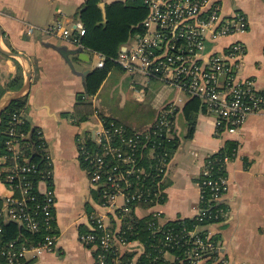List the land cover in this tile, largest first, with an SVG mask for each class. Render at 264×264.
<instances>
[{"label": "crops", "instance_id": "obj_1", "mask_svg": "<svg viewBox=\"0 0 264 264\" xmlns=\"http://www.w3.org/2000/svg\"><path fill=\"white\" fill-rule=\"evenodd\" d=\"M85 1L0 0V103L24 85L28 71L31 86L24 94L27 102L22 114L31 126H38L43 131L53 163L57 242L54 249L40 255L28 253L25 264H98L96 247L83 243L80 234L91 228L89 216L92 212L104 213L106 209L101 207L98 189L91 183L88 169L82 163L81 147L88 142L94 143L96 128L103 115L123 121L131 130L144 131L155 121L161 108L173 101L180 102L173 118L178 145L162 181L164 197L158 204H136L130 213L143 218L160 211L163 223L196 216L201 209L200 180L208 157L233 145L224 168L229 188L221 199L227 215L208 229L217 236L215 239L223 246L229 264H264V106L261 112L251 114L238 132L226 137L216 132V117L201 103L192 113L194 129L190 134L191 121L185 113L190 96L182 97L177 89L165 95L162 86L153 87V82L145 84L118 66L109 71L95 93L87 94L88 75L102 67L99 61L103 55L70 38L45 31L59 21L75 33ZM114 1L117 0H101L99 6L106 12V4ZM217 1L226 15L240 11L248 27L237 36L223 38L216 47L221 49L236 39L242 40L246 53L240 74L252 78L257 90L264 94V0ZM32 25L37 27L30 33ZM132 35L131 32L121 44L119 52ZM125 81L133 95L132 100L142 101L141 107L148 112L137 113L142 118L136 116L131 122L114 116L111 104L103 97V94H109L114 98L118 90L121 93L118 104L126 106L130 96L123 90ZM79 95L92 103L95 112L85 116L76 111ZM151 99L152 102L147 103ZM26 155L30 158L27 152ZM5 164L0 155L1 194L7 192L3 178ZM41 187H44L43 182ZM110 213L105 214V217L109 216L107 223L119 227L122 218Z\"/></svg>", "mask_w": 264, "mask_h": 264}, {"label": "built area", "instance_id": "obj_2", "mask_svg": "<svg viewBox=\"0 0 264 264\" xmlns=\"http://www.w3.org/2000/svg\"><path fill=\"white\" fill-rule=\"evenodd\" d=\"M142 1L149 13L141 23L143 31L135 32L114 59L120 68L128 74L146 76L148 82L160 81L190 97H199L203 107L216 117V132L226 137L238 132L251 114L263 110L264 94L252 78L240 74L245 43L236 39L221 49L216 47L223 38L247 30L248 22L240 11L226 15L217 0ZM35 28L30 26L29 32ZM45 31L82 45L85 27L79 21L73 33L58 21ZM99 65H104L103 56ZM176 109L175 101L162 107L144 131L131 130L122 122L109 125L101 117L94 143L81 147L80 156L89 166L91 183L106 209L104 213L92 212L91 228L80 234L83 243L96 247L98 264H138L145 244L129 238L135 235L134 225L116 228L105 222V214L117 209L128 214L136 204L153 205L163 199L162 181L171 160L168 144L174 137ZM22 113L13 114L5 141L3 177L7 192L0 193V264H25L28 253L40 255L54 249L57 242L52 156L40 128L38 135L49 167H40L26 155L21 139L29 133L22 129ZM212 156L200 180L201 209L196 215L200 223L191 229H164L160 211H155L149 222L154 233L164 234L160 252L163 249L166 259L167 252L178 249L183 253L179 258L182 264L230 263L223 246L208 229L227 215L226 207L219 204L229 188L225 172L216 174L217 159ZM229 158L223 154L218 160L225 166ZM121 197L124 202L119 204ZM6 221L17 222L28 235L6 241L2 227Z\"/></svg>", "mask_w": 264, "mask_h": 264}, {"label": "trees", "instance_id": "obj_3", "mask_svg": "<svg viewBox=\"0 0 264 264\" xmlns=\"http://www.w3.org/2000/svg\"><path fill=\"white\" fill-rule=\"evenodd\" d=\"M101 0H86L80 10L79 20L84 24L85 34L81 36V43L83 47L101 53L104 57V65L102 67L95 68L87 78L86 82V93H95L101 85L104 78L107 76L110 70L119 65L114 60L118 53L119 48L123 42L129 37L132 32H141L143 28L138 25L149 13L148 6L142 0H117L106 4V17L104 18L103 11L99 6ZM138 25V26H137ZM76 32V30H74ZM27 102V96H21L14 99L9 106L2 112L0 117V155L7 153L5 141L8 139V129L11 125L12 116L14 113H21L24 111ZM200 99L197 96H192L185 105V113L191 122L190 134L194 129V117L192 113L196 112L200 107ZM81 108V109H80ZM85 116L95 112L92 103L85 101L82 95H79L77 110ZM97 111V110H96ZM107 124L111 122L119 123L120 121L113 120L109 117L102 116ZM121 123V122H120ZM31 123L25 119V123L22 125V129L29 133L28 137L22 138L21 142L25 145V151L30 155V160L38 162L40 167L48 168V160L45 159L43 153V140L39 138L38 126H31ZM173 138L168 144L169 158L172 157L174 148L178 145V137L173 130ZM93 143L88 142L87 145ZM232 147L226 146L220 149L212 157L217 159L215 165V171L217 173H224V164L221 160H218L223 154H232ZM234 150V149H233ZM82 160V158H81ZM84 166L88 169V164L82 160ZM148 165V161L145 162V166ZM156 184V183H151ZM146 205V204H145ZM148 206V204H147ZM219 206H223L220 203ZM110 214L118 215L121 217L123 227L134 225L135 235H129L130 239H140L145 244L144 252L139 255L138 264H182L179 259L180 255L183 254L181 250L174 249L171 252L178 256L174 261L166 259L162 255L163 247V233L153 232V227L150 226V221L153 220L152 216L138 218L137 216L126 214L120 209L112 211ZM203 221L201 223H205ZM200 223L197 216L191 218H177L169 220L164 223V229L166 228H182L187 226L191 229L196 224ZM3 235L6 241L21 236L28 235L27 232L18 225L17 222H2ZM217 238V236H213ZM163 249L160 252V248ZM158 255L157 258L155 256Z\"/></svg>", "mask_w": 264, "mask_h": 264}, {"label": "rangeland", "instance_id": "obj_4", "mask_svg": "<svg viewBox=\"0 0 264 264\" xmlns=\"http://www.w3.org/2000/svg\"><path fill=\"white\" fill-rule=\"evenodd\" d=\"M130 76H132L133 78H136V79H141L142 81H144L145 84H147V83L150 84V83L153 82V85L154 86L153 85L152 86L153 87H156V88H159V86H162L163 91H165V95H167V93H169V91L170 92L176 91L175 90V87L170 86L168 84H164V83L162 85L161 82H159V81L148 82V78L146 76L141 75V74H136V75L131 74ZM123 90L125 91V94H127L128 96H130V99L127 100V102H128L127 105L124 106V107H120V105L118 104V101L121 98L120 91L118 92V90H117V92H116L117 94L114 95L115 96L114 98L110 97L109 94H103V97H104L105 101H108L109 104H111V105H109V104L108 105L110 107H112L111 110H112L114 116H118L119 118H121V120H124L126 122H131L134 117L136 118V116L139 117V118H142L141 115H137V113H141V112L142 113H145V114L148 113V112H146L143 109V107H141L142 106V101L134 102V100H132L133 99V95L130 92V89H129V86H128V82L127 81H125V84L123 86ZM153 93H155V92L153 91ZM180 95L182 97H185L186 98V95L187 94L181 92ZM153 97H154V94L152 95V98ZM154 99L156 101H158L157 98H154ZM152 100L153 99L147 101V103L150 102V101L152 102ZM179 103L180 102H177V103L175 102V104L177 106L180 105ZM121 122H123V121H121ZM119 203H122V198L119 199ZM105 222L106 223L109 222V216H106L105 217ZM166 257H167V259H169L171 261H174L175 260V256L172 254V252H167L166 253Z\"/></svg>", "mask_w": 264, "mask_h": 264}, {"label": "water", "instance_id": "obj_5", "mask_svg": "<svg viewBox=\"0 0 264 264\" xmlns=\"http://www.w3.org/2000/svg\"><path fill=\"white\" fill-rule=\"evenodd\" d=\"M103 15L105 18L106 17L105 9L103 10ZM1 37H2V29H1V25H0V39H1ZM7 53H9V52H7ZM10 53H12V52H10ZM12 54L23 56L22 54L15 53V52ZM83 55H87V54L83 53ZM81 57L85 59L84 56L81 55ZM30 86H31V74L27 71L26 72V82L24 83V85L0 103V117H1L2 112L9 106V104L14 99H17L21 96H25L24 94H26V92L30 89ZM3 199H5V195L3 196ZM6 222H8V221H6Z\"/></svg>", "mask_w": 264, "mask_h": 264}]
</instances>
